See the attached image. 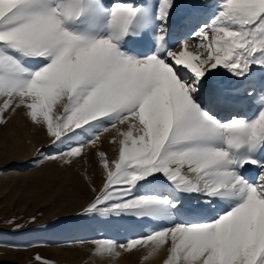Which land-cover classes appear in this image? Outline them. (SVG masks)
<instances>
[{
    "label": "snow or ice",
    "instance_id": "1",
    "mask_svg": "<svg viewBox=\"0 0 264 264\" xmlns=\"http://www.w3.org/2000/svg\"><path fill=\"white\" fill-rule=\"evenodd\" d=\"M19 111L32 162L98 158L81 217L154 224L93 257L264 264V0H0V127Z\"/></svg>",
    "mask_w": 264,
    "mask_h": 264
},
{
    "label": "rangeland",
    "instance_id": "2",
    "mask_svg": "<svg viewBox=\"0 0 264 264\" xmlns=\"http://www.w3.org/2000/svg\"><path fill=\"white\" fill-rule=\"evenodd\" d=\"M9 128L10 123L0 127V264H35L37 254L54 264H92L88 260L98 264L99 257L92 255L96 246L107 240H130L121 230L122 225H126V231L136 228L135 238L144 235L141 224L127 218L91 219L79 215L95 196L92 186L101 184L94 154L83 157L75 168L83 182L72 185L66 176L70 166L59 161L48 165L32 162L36 149L49 143L47 136L44 142L42 134L35 140L24 138L15 153L25 151L30 144L35 155L19 158L12 154L14 142ZM32 216L37 217L36 223H29ZM8 221L24 227L17 231ZM142 257L139 264H157L156 256L147 262Z\"/></svg>",
    "mask_w": 264,
    "mask_h": 264
},
{
    "label": "bare ground",
    "instance_id": "3",
    "mask_svg": "<svg viewBox=\"0 0 264 264\" xmlns=\"http://www.w3.org/2000/svg\"><path fill=\"white\" fill-rule=\"evenodd\" d=\"M149 2L150 3H156V0H149ZM178 2L181 4H185V3L189 2V0H178ZM208 2L214 3L211 1H208ZM219 71H223V70H219ZM9 133L13 134L12 140L14 142L13 143V146H14L13 151L14 152L12 154L16 155V156H20L19 158H21V157L22 158H28L31 155H35V154H33V153H35V149H33L34 147L30 144H29L30 146L29 145L23 146V147L26 146L24 149L25 151L20 152V153H15L18 148H21L23 141H24L23 140L24 138H28L30 140H35L37 135L42 134V136L44 137L43 142L46 141V139H45L46 133H45L44 128L37 127L34 124H32L26 118V115L23 111H19L16 115H14L12 117V119L10 121ZM109 139H110L109 134H105V136L101 137V140L103 141V145H102L103 150H105L111 156V155H114V153H113V146L108 142ZM90 154H94V153H89L88 155H90ZM88 155H86L84 157H88ZM95 158H96V162H97L98 158L96 156H95ZM82 161H83V158L78 159L70 167L66 168V176L68 178L69 183H71L72 185H74V184L79 185V184H81V182H83L82 176L77 174L76 169H75L77 166H79V164ZM44 163H45V165L50 164L47 161H45ZM99 172L101 174L100 169H99ZM141 226H142L141 230H143L144 234H145L146 232H149L152 230V228L154 227V224L152 222H145L144 224H141ZM121 230L126 232V237H128L130 240L136 239L135 238L136 228H134L132 231H126L127 230L126 225H122ZM121 243H125V242H121ZM145 251H146V249H144V247L141 246L137 250H134L131 253L124 252L122 254V256L119 258L99 257L98 264H139L140 258L145 254ZM72 256H74V255L72 254L71 257ZM68 257L66 256V258H68ZM156 257L157 258L155 260L158 264L163 259H166V252L160 251L156 255ZM157 259H159V261H157ZM155 260H154V262H155ZM87 262L95 264V262H92L91 260H88Z\"/></svg>",
    "mask_w": 264,
    "mask_h": 264
}]
</instances>
